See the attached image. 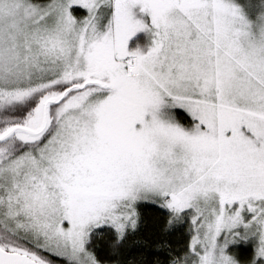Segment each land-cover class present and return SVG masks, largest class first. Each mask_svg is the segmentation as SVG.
<instances>
[{
  "label": "snow or ice",
  "instance_id": "snow-or-ice-1",
  "mask_svg": "<svg viewBox=\"0 0 264 264\" xmlns=\"http://www.w3.org/2000/svg\"><path fill=\"white\" fill-rule=\"evenodd\" d=\"M0 264H264V0H0Z\"/></svg>",
  "mask_w": 264,
  "mask_h": 264
}]
</instances>
